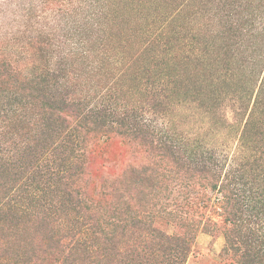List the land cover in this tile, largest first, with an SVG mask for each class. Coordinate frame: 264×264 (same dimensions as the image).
Wrapping results in <instances>:
<instances>
[{"label": "trees", "instance_id": "16d2710c", "mask_svg": "<svg viewBox=\"0 0 264 264\" xmlns=\"http://www.w3.org/2000/svg\"><path fill=\"white\" fill-rule=\"evenodd\" d=\"M113 1L43 0L52 70L50 39L0 40V264H185L200 231L219 264H264V0H166L134 52ZM182 105L188 135L149 118ZM101 143L125 149L118 173L89 170Z\"/></svg>", "mask_w": 264, "mask_h": 264}, {"label": "rangeland", "instance_id": "374dc122", "mask_svg": "<svg viewBox=\"0 0 264 264\" xmlns=\"http://www.w3.org/2000/svg\"><path fill=\"white\" fill-rule=\"evenodd\" d=\"M114 0V10L118 12V19L121 21L120 28L122 37L128 38L132 42L133 52L139 42L140 35L146 26L150 24L159 11L167 5L166 0ZM183 19L188 21V9L183 14ZM62 18L55 11L47 8L43 0H0V40L7 43L9 49L20 50L27 39L41 36L43 39H50L51 48L45 51L48 68L53 69L58 55L63 51L65 45L62 38ZM182 42V40H180ZM187 41V39H185ZM15 51V52H16ZM188 52L185 49L184 54ZM47 65V64H46ZM238 104L232 99L225 100L217 111L218 117L224 119L228 124H233L238 120ZM188 105L179 106L176 113L168 112L166 116H149L151 120H157L159 124L170 128L178 133L188 135V130L194 126H199L200 118L194 120L188 117ZM217 131V130H214ZM215 133V132H214ZM212 143H221L222 137L206 138ZM234 146L232 144L231 151ZM95 154L96 159H92L89 170L96 174H116L123 167L126 161L125 149L118 143L109 145L98 144ZM177 188V187H176ZM187 190L179 189L174 192L171 199V206L183 207V203H188ZM182 199V200H181ZM184 199V201H183ZM218 205L216 202L209 207L206 216L218 221L216 216ZM224 246L223 238L218 232L208 235L199 232L196 235L190 254L185 264H219V254Z\"/></svg>", "mask_w": 264, "mask_h": 264}]
</instances>
